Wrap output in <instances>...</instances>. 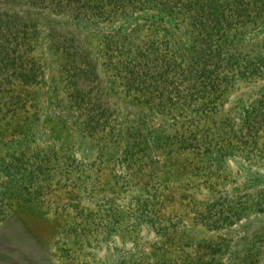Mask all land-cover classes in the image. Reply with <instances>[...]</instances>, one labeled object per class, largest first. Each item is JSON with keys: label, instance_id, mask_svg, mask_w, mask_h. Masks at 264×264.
Segmentation results:
<instances>
[{"label": "trees", "instance_id": "16d2710c", "mask_svg": "<svg viewBox=\"0 0 264 264\" xmlns=\"http://www.w3.org/2000/svg\"><path fill=\"white\" fill-rule=\"evenodd\" d=\"M54 61L60 83L47 72ZM85 138L93 158L88 145L76 156ZM74 162L83 179L109 168L107 184L137 189L133 201L89 191L84 226L97 221L94 231L119 241L112 264L219 263L225 237L190 238L191 254L170 258L140 241L146 230L227 231L247 208L264 212V0H0V187L67 192ZM248 162L263 184L238 194ZM166 165L183 179L161 177Z\"/></svg>", "mask_w": 264, "mask_h": 264}, {"label": "rangeland", "instance_id": "374dc122", "mask_svg": "<svg viewBox=\"0 0 264 264\" xmlns=\"http://www.w3.org/2000/svg\"><path fill=\"white\" fill-rule=\"evenodd\" d=\"M55 62L54 66L52 64L47 72L52 74V78L60 83ZM154 122L157 123L158 121L154 120ZM46 127L47 131L52 132L50 139H55L56 133L53 132L54 125L49 121ZM43 137L45 138L46 136L44 135ZM60 140L56 135L55 143L59 144ZM87 145L90 147L89 152L91 154V156L90 154L88 155V158H93L94 151L92 149L95 147L94 142L86 140V138L84 142L81 139L77 141V155L74 148L68 149L72 150L76 156L82 157L86 153H89L82 150ZM98 151L100 152L101 149H98ZM160 156L163 158L164 154L160 153ZM73 165L75 166L74 168ZM73 165L69 167L71 172L68 182L70 185L67 192H64L58 186L50 190L48 194L46 193V195L40 197V199H35V197L28 198L26 192H18L12 188L3 189L0 187L2 191L6 192L5 196L6 200H8L6 202H10L11 204L9 217L0 222V264H112L114 262L113 260L116 259L117 255H114L112 251L115 250V253L119 251V241L110 240L111 237L105 238V235L102 233L103 231H94L97 221L90 225L88 230L85 229L86 227L83 222L85 217L84 207L94 208L95 206L92 205L95 200L91 202L90 196L91 199L92 196L97 197V193L89 195V191H99L101 194L107 192L109 188L118 189L117 192L129 194L130 200L133 201L137 189L135 187L127 189L113 186L109 182L107 184L106 176L107 174H111L109 168L102 169L99 174L96 170H93L94 174H92V178L86 180V178L83 179L82 175H79L81 171H79L78 167L82 168V164L74 162ZM244 167L246 168L242 169L241 167L238 174L239 180L241 178L243 180L241 183H236L235 185L238 186V194L243 193L245 195L246 192H251V188H254V186L260 187L261 185L259 184H263V182L259 181L260 183H258L257 176H255V173H259L257 163L249 165L248 162ZM167 169V165L161 167V177L165 178L167 175L168 178V176L172 177L176 175L178 178L181 175L183 179L182 174L178 175L176 171L177 166L174 167L175 171L170 169V166L168 172H166ZM200 172L205 173L206 171L200 169ZM98 175H101V179H98L97 182L95 178ZM140 175L147 178L145 174L141 173ZM57 179L53 178V181L58 184L60 178L58 181ZM63 179L64 177L61 178V180ZM172 180H169V186H175L176 189L181 190L182 184L178 183V185H174L177 179ZM233 184V182H230L226 186L220 184L221 191H233L235 188ZM240 184H244L247 187H242ZM184 190L188 189L185 188ZM195 196L206 200L212 198L214 193L196 190ZM102 212L99 213L102 214ZM90 230H93V232L89 235L90 239L87 240V231ZM172 233H169V235L162 234L160 237L157 235V231L153 233L150 230H146L141 236L140 246L144 245L152 249L159 245L169 251L167 254L169 258L176 253H179L183 257L185 256L184 254H191L193 249L196 248L194 243H192V239H201L205 234L208 238L225 237L229 242L228 249L224 251V254L219 258V263L217 262L216 264H264V212L257 211L252 207L247 208L242 220L227 231H212L206 234L197 228L191 230L189 235L185 234L188 236V239L192 238L188 245H186L187 243L185 244L186 238L184 233H181L179 230L177 234L175 232ZM108 246L111 249H106ZM165 246H168V248ZM121 248L125 250L123 246ZM164 249L161 251L166 252ZM150 260L154 263L152 257Z\"/></svg>", "mask_w": 264, "mask_h": 264}]
</instances>
